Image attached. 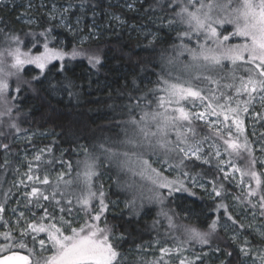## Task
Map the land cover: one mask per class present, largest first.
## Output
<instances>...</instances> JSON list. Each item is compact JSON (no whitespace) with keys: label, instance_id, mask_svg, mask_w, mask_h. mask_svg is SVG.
<instances>
[{"label":"snow or ice","instance_id":"snow-or-ice-1","mask_svg":"<svg viewBox=\"0 0 264 264\" xmlns=\"http://www.w3.org/2000/svg\"><path fill=\"white\" fill-rule=\"evenodd\" d=\"M136 2L130 0L127 8L137 10ZM83 6L82 0L80 7ZM73 7L76 5L72 0H67V6L53 2L48 15L50 20L58 18L59 25L45 28L38 34H26L34 37L31 48L26 51L25 40L18 33L0 28V38L7 45L0 48V125H5L2 118L7 117V128L16 133L22 131L13 119L17 101L25 89L34 90L33 84L40 82L53 61L61 62L60 72L65 70L66 58L70 61L84 57L92 67L101 64L99 52L85 49L83 41L71 51L50 46L56 39L52 36L54 27L78 30L80 19L77 18L75 26L71 20ZM145 12L152 13L155 20H166L164 26L169 29L177 25L182 27L183 30L176 34L180 44L173 47L178 48L181 55L187 52L190 59L183 65L182 75L172 76L170 72L160 75L156 87L147 89L143 95L130 96L126 106L128 119L118 125L122 126L124 138L110 142L108 147L99 146L104 160L130 177L123 184L132 193L125 206L136 210L145 200L163 206L176 194L195 196L193 189L199 188L220 201L214 211L223 209L233 229L230 237L233 243L241 241V230L264 241V171L256 170L258 161L252 141L244 134L243 119L257 98L264 106V0H154ZM156 12L162 15L155 16ZM114 19L123 23L119 16ZM227 26H231V31ZM147 35L152 36L150 44L157 39L155 33ZM234 39L240 42L231 43ZM193 42L195 47L190 46ZM38 45L43 50L34 53ZM225 61L231 64L229 71H225ZM173 62L172 58L167 61L169 65ZM26 65H34L39 75L24 79L22 73ZM198 108L201 110L197 111ZM255 116L264 118L259 113ZM197 122H203L209 134L201 135ZM2 135L7 133L0 132ZM261 142L264 143V134ZM9 147V144L0 143L5 152ZM45 152L50 153L51 148L41 149L33 157L35 165L30 162L26 174L29 182L35 180L39 184L23 193L30 215L21 211L14 222L9 221L4 217L5 205L0 203V228L3 229L0 231V264H171L173 255L177 256L178 264H203L201 255L185 256V246L195 242L211 247L212 237L218 230H228L227 225L221 224L220 216L211 220L207 230H201L192 217H188L189 223L177 225V214L171 209L164 211L162 207L158 216L167 220L169 231L181 230L185 239L176 237L174 248H159L160 256L154 260L145 261L142 255L129 259L120 251L119 241L125 239L124 234L116 236L113 226L104 219L109 205L105 202L102 186L94 190V178L100 175V157L84 148V159L76 162L75 175H72V163L65 161L67 171L58 174L53 184L48 175L41 179L31 174L39 171ZM236 160H245V166H239ZM196 161L215 163L223 181L236 183L241 192L232 199L246 211L250 209V223H241L229 212L224 199L230 193L219 178L202 182V173L192 171L191 166ZM7 163L5 160V165ZM154 163L161 167H154ZM165 170L176 171V178L169 179ZM235 173L239 174L238 180ZM136 178L150 185L147 196L143 183L138 184ZM117 183L120 184L119 179ZM96 200L99 205L93 209ZM33 208L40 214L32 211ZM74 208L83 212L81 219L74 215ZM133 214L138 213L133 211ZM156 223L158 221H154V225ZM156 243L159 244V240ZM136 248L144 250L142 245ZM214 251L225 256L221 264H232L233 259L236 264H264V246L254 244L247 236L238 243L235 257L232 251L219 245Z\"/></svg>","mask_w":264,"mask_h":264},{"label":"trees","instance_id":"trees-1","mask_svg":"<svg viewBox=\"0 0 264 264\" xmlns=\"http://www.w3.org/2000/svg\"><path fill=\"white\" fill-rule=\"evenodd\" d=\"M13 1L15 4L20 1L22 5L29 3L31 8L20 7L17 10L15 4L11 7L0 5V28L18 33L25 40V45L34 39L33 35L26 34H38L45 28L58 25L55 20L47 19L45 8H40L37 0ZM128 2L130 0H119V2H115V0H83L84 6L81 8L82 0H72L76 7L70 14L71 19L79 15L82 22L80 23L81 28L78 27L77 32L70 33L64 27L56 26L52 36L62 39L63 45H65L64 50L71 51L74 46L81 45L78 43V37L87 30L89 22H93L96 33L90 35L83 42V47L99 52L102 57L101 64L92 67L84 57H77L70 61L66 58L65 70L60 72L61 62H52L45 76L40 78V82L33 84L34 90L25 89L17 101L18 108L13 111V119L16 120L22 131L16 133L14 129L7 128L8 118H2L5 120V125H0V132L7 133V135L0 136V143L10 146L7 152L0 148V203L5 205V219L11 221V209L16 207L29 213L28 201L23 194L21 195L23 206L20 203H13V196L16 195L15 184L24 178L23 181L27 185V187L25 186L26 192L31 191L33 185L39 186L35 180L29 182L26 174L29 172L30 162L35 165L33 157L41 149L46 148H51V152L44 153L40 169L39 171L34 170L31 173L33 176H41L43 172L60 174V169H64L66 172L67 167L63 163L65 161L72 163V175H74L77 170L76 162L84 159L83 149L86 148L90 153L100 157V174L104 172L109 176L106 198L123 200L125 205L131 199L132 195L118 189L124 178L115 173L114 168L104 160L99 146L103 144L108 147L110 142L124 138L121 131L122 126L118 125L121 121L128 119L126 106L130 103L129 97L143 95L147 89L156 87L155 82L160 75H165L171 70L175 74L182 71L188 53L184 52L181 55L179 49L173 47V45L180 44L176 34L183 30L182 27L176 30L175 28L169 29L164 26L166 20L164 22L155 20L152 13L145 12V9L150 3H154V0H137L135 5L137 10L135 11L127 8ZM17 12L23 13L28 19H34V22L32 24L20 23L17 20ZM109 14L113 16L112 19H108ZM154 15L160 16L162 13L156 12ZM115 16H119L123 23L114 19ZM150 17L153 19L150 20ZM149 32L155 33L157 36L152 44L149 43L152 40V36L147 35ZM50 46L58 47L56 39ZM190 46L195 47V43L193 42ZM169 58L174 61L171 65L167 63ZM28 68L30 67L25 68L22 73L24 79L30 80L33 76L39 75L37 69L29 70ZM69 83L71 87L68 86ZM262 107V104L256 106L252 104L249 113L245 114L243 119L246 120L253 114L254 118L251 119L255 121L257 120L256 113L264 117V107ZM259 121L257 124L259 130L255 132V135L252 134L251 128H245L246 135L252 141L255 150L258 172L264 171L259 162L260 155L264 156V153L254 145L262 143V134H264V129H260L264 126L263 118ZM203 130L206 133L204 131L202 133L209 134L210 130L207 127ZM28 132L33 134L24 136V133ZM151 159H155V157H151ZM5 160L8 161L6 165ZM235 162L241 167H244L246 163L245 160H236ZM191 167L193 172L202 173L204 181L219 178L225 184V188L230 194L224 199V203L228 205L229 212L237 220L241 221L244 215L249 214L250 209L246 211L245 207L241 205L240 214L232 208V196L238 195L241 189L231 180L223 181L222 174L218 172L215 163L202 164L196 161ZM117 179L120 180V184L117 183ZM94 180L97 182L94 185L101 184L100 175ZM245 182L247 183V178ZM208 186L210 191L211 186ZM48 190L51 191L50 188ZM193 190L196 192L195 196H189L187 193L176 194L175 198L166 200L163 206L157 202L144 201L143 206L136 210L122 206L106 212L104 219L113 226L114 233L118 237L121 234L125 236L124 240L119 241L120 251L136 248V245H142L144 248L146 243L157 240L169 248H174L176 237L181 240L185 239L181 230L169 231L167 220L158 216L162 207L164 211L171 209L177 214L175 216L177 225L189 223L188 217H192L201 230H207V225L217 216H220L221 224L227 225V231L221 228L212 237L211 247L195 242H190L185 246L187 250L184 255L189 258L201 255L203 264H221V261L225 259L224 255L214 251L217 245L232 251L235 257L238 254V243L242 242L244 236H247L254 244L264 246V241L258 236L249 235V232L243 230H241V241L233 243L230 239L233 229L224 216L223 209L219 212L214 211L216 204L220 201L212 199L202 189ZM50 207H54V205ZM32 211H36L37 215L40 214L34 208ZM133 211L138 214H133ZM73 213L76 216L75 213L82 212L74 208ZM260 219L257 217V220ZM154 221H158V223L154 225ZM257 225L260 227L259 223ZM203 253H207V255L204 256ZM171 264H178V259L171 261ZM232 264H236L235 259Z\"/></svg>","mask_w":264,"mask_h":264},{"label":"rangeland","instance_id":"rangeland-1","mask_svg":"<svg viewBox=\"0 0 264 264\" xmlns=\"http://www.w3.org/2000/svg\"><path fill=\"white\" fill-rule=\"evenodd\" d=\"M53 2H55L58 6L59 5H64V6H67V1H65V0H37V4L40 6V8H45V10H46V17H47V19L49 20V21H54V20H50V18H49V15H48V13L52 10L51 9V5H52V3ZM115 2H119V0H115ZM15 3H14V1L13 0H0V5L1 6H7V7H11L12 5H14ZM15 7L17 8V10H19V8L20 7H23L24 9H30L31 7H29V3H25V4H23L22 5V3L20 2V1H18V2H16V4H15ZM74 8V7H73ZM73 10V9H72ZM17 20L20 22V23H23V24H32L33 22H34V19H28V18H26L25 17V15H23V13L21 14V13H18L17 12ZM57 15H59V14H57ZM77 18H79V15H77V16H74L71 20H72V23H73V25L75 26V22H76V20H77ZM113 18V16L112 15H108V19H112ZM29 20H31V23H29ZM56 22H57V24L59 25V19L57 18L56 20H55ZM80 23H82L81 21H80ZM80 23H79V28H81V25H80ZM93 22H89V24H88V26H87V30L86 31H84L79 37H78V43L79 44H81V41H83V42H85L87 39H85V37H89L90 35H92V33L94 32V33H96V29H95V27L93 26ZM228 27V30L229 31H231V26H227ZM65 28V27H64ZM90 29L92 30L91 32H90ZM176 29H181V27L179 26V25H177L176 27H175V30ZM65 30H67V31H69L67 28H65ZM81 30V29H80ZM78 30H76V31H69L70 33H75V32H77ZM33 41V39L32 40H30V42L26 45V47H25V51L28 49V48H31V46H32V44H31V42ZM238 42H240L238 39H234V40H232L231 41V43H238ZM42 43V42H41ZM56 43H57V45H58V47H65V45H63V40L62 39H60V38H57L56 37ZM52 44V43H51ZM50 44V45H51ZM7 45L6 44H4L3 42H2V38H0V48H3V47H6ZM52 47V46H51ZM43 49H42V46H39L38 45V47L36 48V49H33V52L35 53L36 51H42ZM189 55H188V58H187V60L185 61V64H187L188 62H189ZM54 62V61H53ZM27 67H30V68H28L29 70H31L32 68H34V69H36L35 68V66L34 65H26L25 66V68H27ZM231 69V64L229 63V62H227V61H225V71H229ZM170 70V69H169ZM172 71V70H171ZM170 71V73H171V75L172 76H178V75H182L183 74V70L182 71H179V72H177V74H175V72L174 73H172ZM174 71H176V70H174ZM37 72H39V70L37 69ZM13 87H15V85L13 86ZM253 104L256 106V105H260L261 104V101L259 100V98H257V100L256 101H254L253 102ZM264 107V106H263ZM262 107V108H263ZM197 111H199V110H201V109H196ZM253 117V114H251L249 117H247V119L245 120L244 119V121H245V128L246 127H249V128H251V130H252V132L253 133H255L256 131L258 132V130H259V127L257 126V124L260 122L259 121V119H257V120H255V121H253V119H251ZM254 118V117H253ZM263 121H264V118H263ZM197 125H199V126H197L199 129H200V134L201 135H206L205 133V131L203 130L204 128H206L207 126L203 123V122H197ZM203 127V128H202ZM260 129H264V126H263V128H260ZM205 132V133H202V132ZM252 133V134H253ZM29 134V136H30V134H33V133H24V136L25 135H28ZM245 135H246V131H245V133H244ZM261 138V137H260ZM261 141H262V139H261ZM209 142H211V141H209ZM255 145V147L256 148H264V145H262V143L260 144H254ZM263 146V147H262ZM262 153H264V151H261ZM31 157V156H30ZM32 158V157H31ZM224 159H228V157L227 156H224L223 157ZM32 160V159H31ZM153 160H155V159H153ZM262 161H264V156H263V154H261L260 155V157H259V162H260V165H261V167H262V169L264 170V163H261ZM200 162V161H199ZM235 162V161H234ZM113 168H114V170H115V173H117L118 175L120 174L121 175V178H124L123 179V181L121 182V185L120 186H118V189L119 190H124V191H126V192H128L130 195H132V193L131 192H129V191H127L124 187H123V184H124V182L125 181H129V179H130V177L128 176V175H125L124 173H122V172H119V170L115 167V166H113V165H111ZM154 167H161V165L160 164H158V163H154V165H153ZM165 169H167V166L166 165H164L163 166ZM226 167V170H227V166H225ZM61 172H65V170L64 169H60V173ZM169 173V174H168ZM164 174L166 175V176H168L169 177V179H174V178H176V176H177V172L176 171H167V170H165V172H164ZM44 175H48V177H49V180H51L50 182H52L53 184L55 183V181H56V177H57V175L58 174H52V173H44L43 172V174L40 176V178L42 179L43 178V176ZM74 175H75V173H74ZM73 175V176H74ZM100 176H101V184H95L94 185V190L95 189H100L101 188V186H102V189H103V191L105 192V194L107 193V182H108V179H109V176L106 174V173H104V172H102L101 174H100ZM235 176H236V178H237V180L239 179V174L238 173H235ZM66 178H69V177H67L66 176ZM24 178H21L19 181H18V184H15V189H16V195H15V197L13 196V203H15V204H17V203H20V205L21 206H23V201L21 200V198H22V194L23 193H25L26 191H27V189L25 188V183H23V184H21L20 183V181L21 180H23ZM137 179V183L138 184H140V183H143V185H144V188H143V191H144V194H145V196H147L148 195V193H147V188L148 187H150V185L149 184H147V182H141V181H139V179L138 178H136ZM202 182H205V181H202ZM93 183H97V182H95V180L93 181ZM208 188H209V186H208ZM18 194V195H17ZM17 198V199H16ZM231 198V197H230ZM230 200V199H229ZM18 201V202H17ZM145 201H147V200H145ZM105 202L109 205L108 206V210L106 211V212H109L110 210H113V209H116V208H119V207H122V206H125V202L123 201V200H114L113 198H106L105 199ZM148 202V201H147ZM98 205H99V201L98 200H96V201H93V204H92V207H93V209H96V208H98ZM231 206H232V208L235 210V212L236 213H238V214H240V212H241V210H240V205L239 204H237V202H235L234 200L232 201V203H231ZM17 208H19V207H16V208H14V209H11L12 210V212H13V210H15V212H11V221H15L16 220V218H17V216H18V214H19V212H21L22 210L21 209H17ZM23 212H25V211H23ZM25 214H26V216L27 215H30L28 212H25ZM81 214V215H80ZM83 217V212L82 213H76V218L77 219H81ZM251 220H252V217H251V215H247V216H245L244 215V217L242 218V220L240 221L241 223H245V221H247L246 223H250L251 222ZM257 227H258V225H257ZM1 229L2 228H0V231H1ZM116 236H118L117 234H116ZM31 247V246H30ZM161 247H167L166 246V244H164V243H159V244H157L156 243V241H152V242H148V243H146L145 245H144V250H143V252H141L139 249H137V248H129L128 250H126V251H122L125 255H127L128 257H131V259L132 258H135L136 256H138V255H142L143 256V258H144V260L145 261H151V260H154V259H156V258H158L159 256H160V252H159V248H161ZM37 250H38V245H37ZM165 258H167V257H165ZM175 259H177V256L175 255H173L172 257H171V261H174Z\"/></svg>","mask_w":264,"mask_h":264},{"label":"bare ground","instance_id":"bare-ground-1","mask_svg":"<svg viewBox=\"0 0 264 264\" xmlns=\"http://www.w3.org/2000/svg\"><path fill=\"white\" fill-rule=\"evenodd\" d=\"M74 210V209H73ZM76 214V213H75ZM81 215V214H80Z\"/></svg>","mask_w":264,"mask_h":264},{"label":"water","instance_id":"water-1","mask_svg":"<svg viewBox=\"0 0 264 264\" xmlns=\"http://www.w3.org/2000/svg\"><path fill=\"white\" fill-rule=\"evenodd\" d=\"M26 254V253H25Z\"/></svg>","mask_w":264,"mask_h":264}]
</instances>
